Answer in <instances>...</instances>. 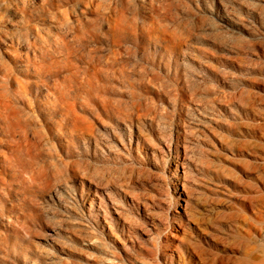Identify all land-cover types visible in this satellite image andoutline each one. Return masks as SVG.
Returning a JSON list of instances; mask_svg holds the SVG:
<instances>
[{
    "label": "rangeland",
    "instance_id": "1",
    "mask_svg": "<svg viewBox=\"0 0 264 264\" xmlns=\"http://www.w3.org/2000/svg\"><path fill=\"white\" fill-rule=\"evenodd\" d=\"M242 108L264 0H0V264H251Z\"/></svg>",
    "mask_w": 264,
    "mask_h": 264
},
{
    "label": "bare ground",
    "instance_id": "2",
    "mask_svg": "<svg viewBox=\"0 0 264 264\" xmlns=\"http://www.w3.org/2000/svg\"><path fill=\"white\" fill-rule=\"evenodd\" d=\"M238 118V136L236 135L238 139H235L237 141L234 143H225V148L234 158H240L244 162L241 166L244 173L245 167L250 163V161V165H252L253 168L262 169V176L258 175L259 178H261L255 183V191L260 195H258L259 197L255 201L250 202L247 207L250 208L251 218H253V220L258 224L264 226V113L261 117H257L255 114L247 111L246 108H242ZM239 178L241 179V177ZM183 201V207H185L187 202H185V200ZM255 250L257 252V249H254V251ZM260 251L262 255L258 259L256 257L257 260L251 261V264H264V242L260 247ZM235 261L237 262V260Z\"/></svg>",
    "mask_w": 264,
    "mask_h": 264
}]
</instances>
